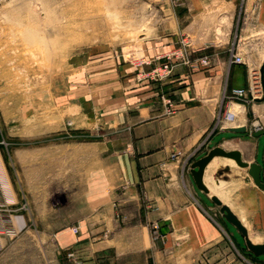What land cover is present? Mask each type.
I'll list each match as a JSON object with an SVG mask.
<instances>
[{
    "label": "crops",
    "instance_id": "0c3cea01",
    "mask_svg": "<svg viewBox=\"0 0 264 264\" xmlns=\"http://www.w3.org/2000/svg\"><path fill=\"white\" fill-rule=\"evenodd\" d=\"M163 4L162 17L136 48H109L94 62L99 85L88 89L84 107L68 113L75 135H63L61 114L55 124L30 127L35 140L12 150L11 173L5 169L13 223L50 239L57 264H246L240 231L213 196L253 242L264 243V191L248 168L216 156L203 177L209 192L191 174V164L216 146L259 163L264 135L255 132L264 129V99L224 98L248 86L251 75L246 61L231 62L232 52L240 55V0ZM168 55L170 76L141 78ZM203 56L209 65H196ZM225 110L234 119L218 124ZM153 223L160 226L157 238Z\"/></svg>",
    "mask_w": 264,
    "mask_h": 264
},
{
    "label": "rangeland",
    "instance_id": "374dc122",
    "mask_svg": "<svg viewBox=\"0 0 264 264\" xmlns=\"http://www.w3.org/2000/svg\"><path fill=\"white\" fill-rule=\"evenodd\" d=\"M163 5V0H0V264H57L50 239L20 232L13 223L11 174L5 169L11 173L13 148L35 140L30 127L55 124L61 114L68 129L63 135H75L68 113L84 107L88 89L99 85L94 62L109 48H136L162 17ZM232 37L235 42V32ZM240 56L262 86L264 0H240ZM262 140L258 158L264 167ZM240 255L246 264H264V255H254L241 233Z\"/></svg>",
    "mask_w": 264,
    "mask_h": 264
},
{
    "label": "water",
    "instance_id": "95a60500",
    "mask_svg": "<svg viewBox=\"0 0 264 264\" xmlns=\"http://www.w3.org/2000/svg\"><path fill=\"white\" fill-rule=\"evenodd\" d=\"M261 72H262V86L264 92V64L261 68ZM262 99H264V95ZM255 135L256 136L264 135V129L258 128V130L255 132ZM216 156H222L233 159L240 167L248 168L249 174L252 176L256 185L264 191V181L262 180L263 165L258 162L250 163L244 160L241 151L238 150L229 151V150H225L220 146H216L212 148L208 152V154H206L205 156H203L202 158L196 160L191 164V174L198 188L202 189L205 192H209V188L204 183L203 177L206 167L214 160ZM212 200L221 207L220 210L224 214L226 220L231 224H233L244 236L248 249L256 256L264 255V243H255L251 240L249 236V231L246 228V226L242 223L241 220H239L236 217V215H234V213L227 205L222 204V201L220 200L219 197L213 196Z\"/></svg>",
    "mask_w": 264,
    "mask_h": 264
},
{
    "label": "built area",
    "instance_id": "2783aa9c",
    "mask_svg": "<svg viewBox=\"0 0 264 264\" xmlns=\"http://www.w3.org/2000/svg\"><path fill=\"white\" fill-rule=\"evenodd\" d=\"M181 54V50H178L174 52V56ZM171 55L166 56V61L155 65L151 67L148 71L143 72L140 74L141 78L145 79H150V80H164L168 76H170L173 65L171 61ZM144 62V61H143ZM187 62H190L188 60ZM231 62L232 63H244V59L242 56H240L237 52H232L231 56ZM196 65H202V66H207L210 63L209 57L208 56H203L195 60ZM258 73L256 71H251L250 79H249V84L246 87H233L229 93L224 94V98L229 100V101H235L239 102L242 104H248L252 101H255L257 99H260V95L263 94V87L258 81ZM166 103L169 105V107L172 105V101L168 98H165ZM234 118V114L229 111L225 110L220 112L219 117H218V124H223L225 122H230ZM160 226L157 223L152 224V232L155 238L160 236ZM72 231L74 234H78L79 232V226H75L72 228ZM162 236V235H161ZM67 257L74 260L75 262L77 261L75 258V253L70 251L67 254Z\"/></svg>",
    "mask_w": 264,
    "mask_h": 264
},
{
    "label": "bare ground",
    "instance_id": "6f19581e",
    "mask_svg": "<svg viewBox=\"0 0 264 264\" xmlns=\"http://www.w3.org/2000/svg\"><path fill=\"white\" fill-rule=\"evenodd\" d=\"M234 119V118H233Z\"/></svg>",
    "mask_w": 264,
    "mask_h": 264
}]
</instances>
